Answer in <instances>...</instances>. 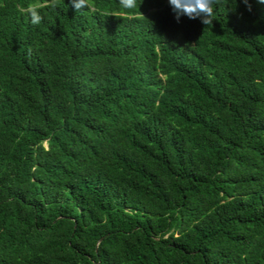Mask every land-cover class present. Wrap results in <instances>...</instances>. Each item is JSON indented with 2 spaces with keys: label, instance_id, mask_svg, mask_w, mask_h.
<instances>
[{
  "label": "trees",
  "instance_id": "trees-1",
  "mask_svg": "<svg viewBox=\"0 0 264 264\" xmlns=\"http://www.w3.org/2000/svg\"><path fill=\"white\" fill-rule=\"evenodd\" d=\"M136 2L0 0V264H264V3Z\"/></svg>",
  "mask_w": 264,
  "mask_h": 264
},
{
  "label": "clouds",
  "instance_id": "clouds-1",
  "mask_svg": "<svg viewBox=\"0 0 264 264\" xmlns=\"http://www.w3.org/2000/svg\"><path fill=\"white\" fill-rule=\"evenodd\" d=\"M121 6L126 9L137 7L136 0H119ZM172 11L175 13V18L179 22L181 16H187L189 19L201 18V23L204 25L212 24L214 20V6L221 3V0H168ZM247 4L248 0H244ZM264 3V0H260ZM71 4L76 11L88 7L89 0H71ZM249 10L251 7L249 5ZM32 24H39L42 17L39 12L32 8L30 12Z\"/></svg>",
  "mask_w": 264,
  "mask_h": 264
}]
</instances>
